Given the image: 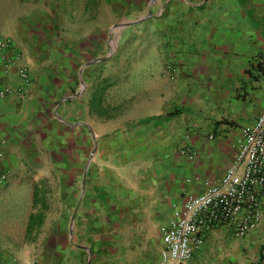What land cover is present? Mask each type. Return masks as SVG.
Wrapping results in <instances>:
<instances>
[{"label": "crops", "instance_id": "crops-1", "mask_svg": "<svg viewBox=\"0 0 264 264\" xmlns=\"http://www.w3.org/2000/svg\"><path fill=\"white\" fill-rule=\"evenodd\" d=\"M123 1L132 10L138 0ZM49 2L0 0L5 57L20 53L5 67L0 60V88L23 84L19 67L29 76L20 99L0 98V264H157L172 210L222 177L237 156L240 129L264 105V0L153 2L156 16L145 22L155 27L148 46L157 48L158 62L125 79L139 87H124L122 100V79L108 80L104 115L87 107L94 79L85 76L86 64L73 79L69 66L95 42L81 37L65 51L72 59L61 57L57 20L29 7ZM149 23L136 31L140 38ZM159 43L169 48L159 51ZM87 155L93 167L85 177ZM52 180L54 231L40 205L52 196ZM36 213L46 235L37 233ZM188 264H264V191L253 231L237 239L224 228L209 230Z\"/></svg>", "mask_w": 264, "mask_h": 264}, {"label": "rangeland", "instance_id": "rangeland-1", "mask_svg": "<svg viewBox=\"0 0 264 264\" xmlns=\"http://www.w3.org/2000/svg\"><path fill=\"white\" fill-rule=\"evenodd\" d=\"M153 2L156 3V0H147L146 2L138 0L132 10H129V5L125 4L123 0H50L46 5L35 3V6L31 4L29 7L30 9L35 7L36 12L43 13L46 16L49 15L53 22L57 20L55 25L63 40L61 57L67 58L68 60L72 59L73 55L67 52L70 51L71 47L76 49L77 41H79L81 37H87L88 39L86 40H90V45L93 43L92 41L95 42L94 48L90 47L92 51H87L82 62L77 61L74 57L72 63H69V66L72 72V79L75 78L76 71L81 63H85V76L94 77V80L97 81H104V84L106 82L107 88L105 91L100 92V103L99 105L96 104V106L106 111L108 108L107 101L111 99L107 96L106 92L107 89L111 87L108 80L111 78H117L118 80L122 79L121 85L116 86V88H118L116 97L122 100L124 96V87L128 90L129 88L134 89L139 87V84H127L125 79L128 77L139 78L140 76H144L142 73L153 71L151 68L154 67V65L152 64L158 62L157 54L154 52L157 48L152 49L148 46L157 39H155V34L153 32L155 27L152 26L150 21L145 22L148 19H154L156 16L157 9L155 7L158 5ZM142 18L147 19L142 20ZM159 19H162V17ZM136 20L137 22L133 24H127ZM146 23H149L148 27L150 29H148V32L150 30V32L153 33L151 34L149 32V37L147 35L146 37L140 38V34H136V31H140V28L143 29ZM0 40L7 41L8 44L6 48L0 49V60L3 62L2 66L19 60L20 53L17 51L13 53V58L6 59L5 54L10 48V43L4 38H0ZM160 45V43L157 45L159 51H166V49L169 48ZM17 55H19V58H16ZM165 63L169 65L170 69H173L170 74L175 76V64L172 62L170 63V61H166ZM26 77L27 79L29 77L27 69ZM25 84L26 83H23L20 87L23 88ZM120 104V109H122V101ZM87 107L89 108V102H87ZM92 167L91 156H89L85 158L84 162L85 177L91 172ZM51 168L53 171H60L59 166L54 163L51 164ZM74 180L75 178L73 177V181L70 182L71 185L75 183ZM38 185L40 189L44 186L47 188L46 181L39 182ZM50 186L52 188V196L40 198L41 202L43 201L40 205H42V208L45 205V209L49 210V212L44 214L48 216L45 222L48 226H53L52 230L54 231L56 224H58L56 220L59 219L57 205L58 196L55 195L58 182L52 180ZM41 216H43V214L39 215L36 213L33 223L38 228V234L42 232L43 235H46L49 230L48 227L44 226V228L39 230Z\"/></svg>", "mask_w": 264, "mask_h": 264}, {"label": "built area", "instance_id": "built-area-1", "mask_svg": "<svg viewBox=\"0 0 264 264\" xmlns=\"http://www.w3.org/2000/svg\"><path fill=\"white\" fill-rule=\"evenodd\" d=\"M7 46V41L0 40V49ZM261 65L264 69V61ZM172 71L167 68L171 77ZM17 73L23 83L28 82L25 67H19ZM6 96L20 99L22 88H0V98ZM179 153L187 159L194 156L188 147H182ZM263 191L264 105L254 121L240 129L237 156L222 177L203 192L186 196L181 206L172 210L160 236L161 249L157 264H188L202 248L209 230L224 228L234 238L245 237L257 226Z\"/></svg>", "mask_w": 264, "mask_h": 264}, {"label": "trees", "instance_id": "trees-1", "mask_svg": "<svg viewBox=\"0 0 264 264\" xmlns=\"http://www.w3.org/2000/svg\"><path fill=\"white\" fill-rule=\"evenodd\" d=\"M161 17V16H160ZM93 79H95L94 77H93ZM102 85V86H101ZM106 88H107V85H106V82H105V84H104V81L103 82H101V80H99V81H97V80H93V83H92V85L90 86V89H91V92H90V97H89V100H88V102H89V109H96V110H98L101 114H105V111H104V109L103 108H101V107H99V106H96V104L97 105H99V101H100V92L102 91H105L106 90ZM94 103H95V108H94ZM173 113H169V114H167V115H165V117L166 116H171Z\"/></svg>", "mask_w": 264, "mask_h": 264}, {"label": "water", "instance_id": "water-1", "mask_svg": "<svg viewBox=\"0 0 264 264\" xmlns=\"http://www.w3.org/2000/svg\"><path fill=\"white\" fill-rule=\"evenodd\" d=\"M133 23H135V22L132 21V22H129V23H127V24H133Z\"/></svg>", "mask_w": 264, "mask_h": 264}]
</instances>
